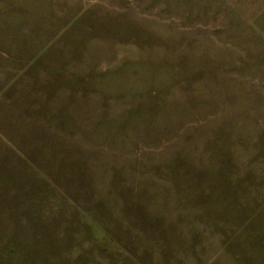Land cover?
Returning <instances> with one entry per match:
<instances>
[{"label": "rangeland", "instance_id": "374dc122", "mask_svg": "<svg viewBox=\"0 0 264 264\" xmlns=\"http://www.w3.org/2000/svg\"><path fill=\"white\" fill-rule=\"evenodd\" d=\"M0 264H264V0H0Z\"/></svg>", "mask_w": 264, "mask_h": 264}]
</instances>
